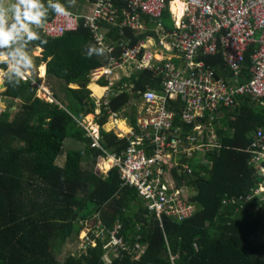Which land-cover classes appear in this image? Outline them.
Returning a JSON list of instances; mask_svg holds the SVG:
<instances>
[{
  "label": "trees",
  "instance_id": "obj_1",
  "mask_svg": "<svg viewBox=\"0 0 264 264\" xmlns=\"http://www.w3.org/2000/svg\"><path fill=\"white\" fill-rule=\"evenodd\" d=\"M42 2L47 9L45 25L57 13L48 8L49 0ZM59 3L74 9L70 0ZM77 8L81 13V7ZM171 17L167 9L162 23L169 31L175 28ZM148 24L151 30L141 35L109 27L106 42L135 46L156 34V24L151 20ZM16 25L20 39L10 41L6 49L0 47V56L9 54L10 59L24 61L34 44L43 49L36 58V66L46 64L40 67L41 77L47 73L60 85L59 92L53 93L55 101L50 102L38 94L35 75L23 80L9 70L8 61H0V69L6 71V90L1 95L21 103L16 113L0 111V264H264V194L249 201L240 199L264 186V172L252 162L250 152L254 135L264 128V108L258 102L235 93L234 108L223 106L222 115L212 123L221 147L212 148L204 158L191 159L194 173L190 176L174 172L178 182L187 181L192 189L185 202L198 206L195 215L186 220L173 214L160 219L137 189L123 184L119 168L105 173L99 165L108 154L122 156L129 146L128 139L105 130L110 108L126 107L140 98L139 91L162 90L164 77L150 70L135 73L131 81L134 94L112 99L109 110L103 108L98 115L92 88L96 94L102 89L90 87L91 73L106 63L107 54L85 20L78 31L58 38L43 35L42 28L33 25L40 36L34 41ZM93 48L103 52L89 55ZM256 49L251 46L246 53L245 76L240 75L238 82L222 52L202 60L215 70L216 77L227 84L233 82L234 88L251 79V56ZM91 114L101 127V146L95 145L85 123ZM127 115H132L131 125L136 126L137 108L132 107ZM68 138L74 141V149L62 168L59 159ZM93 220L98 224L85 230L84 223ZM84 232L91 234L96 246L89 244L76 253L68 250L61 259L58 245ZM139 244L145 247L140 256L136 252Z\"/></svg>",
  "mask_w": 264,
  "mask_h": 264
},
{
  "label": "built area",
  "instance_id": "obj_2",
  "mask_svg": "<svg viewBox=\"0 0 264 264\" xmlns=\"http://www.w3.org/2000/svg\"><path fill=\"white\" fill-rule=\"evenodd\" d=\"M86 1L91 3L93 11L96 9L95 13L85 15L66 11L65 14H55L43 25V35L58 38L76 32L85 20L86 27L95 34L98 44L105 48L106 63L91 73L90 87L102 89L101 94H96L92 88L98 115L102 114L103 108L109 110L112 99L124 93L134 94L131 81L135 73L150 70L155 76L164 77L162 90L149 88L139 91L140 98H134L126 107L117 111L110 108L105 130L114 132L121 139H128L129 146L122 156L108 154L105 159L111 161L113 168H119L125 186H135L146 192L149 197H146L147 206L151 211H156L160 216L162 206L166 204L170 205V209L178 206L180 215L186 216L189 213L186 207L180 203L177 206L172 204L171 193L180 192L174 187L171 178L175 171L189 169L187 162L193 152L221 147L218 140H214V117L207 120L204 107L210 108V105L219 103L234 108L228 106L232 101L224 99L223 91L214 86L210 79L211 70L214 69L207 66L202 56L222 52L226 62L235 70L238 82L241 75L238 64L244 58L247 47L256 40L259 46L251 66L254 78L251 83H237L233 91L250 95L264 108V0H181V12L173 11L172 3L175 0ZM167 6L175 16L176 24V28L170 32H166L162 23ZM146 19L157 24L156 34L132 47L125 41L107 44L103 24L121 30L131 29L141 35L149 31ZM162 45L166 46L165 52L170 55H161L155 49ZM11 60V70L14 71L15 66H18L20 74L33 79L32 71L29 73L26 67V60L24 63L13 58ZM175 60L182 62L183 66H178ZM204 93L208 96L207 106L201 100ZM42 94L41 98L47 99L48 96V101L53 102L50 100L51 93L46 89H42ZM172 101L180 103L171 104ZM134 106L138 110V122L136 126H131V116L127 113ZM177 116L181 127H177ZM198 119H201L203 126L196 124ZM121 122L125 123L126 130L120 127ZM98 128L96 136L100 138L101 127L98 125ZM89 131L94 136L90 128ZM95 139V145L101 146L99 139ZM250 152L253 153L252 162L261 166L264 172V128L254 135ZM263 194L264 186L261 185L240 199L249 201ZM84 233L86 235L81 249L86 250L89 244L96 246L91 234ZM100 234L101 231L97 238ZM138 249H141L140 253L145 251L139 245Z\"/></svg>",
  "mask_w": 264,
  "mask_h": 264
},
{
  "label": "rangeland",
  "instance_id": "obj_3",
  "mask_svg": "<svg viewBox=\"0 0 264 264\" xmlns=\"http://www.w3.org/2000/svg\"><path fill=\"white\" fill-rule=\"evenodd\" d=\"M13 1L14 0H6V2H5V9H6L7 13H9L10 11H12L11 6L13 4ZM0 4H1V2H0ZM84 9L86 11L87 8L84 7ZM88 9H90L89 5H88ZM79 11H80V9L75 6L74 7V12H79ZM95 11H96V9H94L93 13H95ZM4 20H6L7 23H9V20H11V19H10V17L9 18L8 17H5ZM128 28H132V27H129L128 26ZM13 36H15V33L14 32H13ZM15 41L16 42L18 41V37H17V39H15ZM0 47H3V46H0ZM157 47L155 49L159 50V53L161 55H163V54L170 55V53H166L165 52L166 46H163V45L162 46H159L158 47L159 49ZM40 53L41 52L39 50H35L33 52V54H35V55L36 54H40ZM216 54H219V53H216ZM216 54H214V55H216ZM4 55H6L8 58L6 56H4ZM4 55L3 56H0V61H8V67H9V70H11V68H13V65H12L13 62L10 59L9 54H4ZM214 55H204V56H214ZM204 56H202V57H204ZM2 59H4V60H2ZM42 64L40 66L35 67V69L40 70L39 67H41ZM45 67H46V65H45ZM0 71L2 72L0 74V111H3L5 109H11V111L13 113H16L20 109L21 103H20V101H11L10 99H6V98H4V96L1 95L2 92L5 91V90H2L1 89V85H2V83L4 81V74H6V71L3 70V69H0ZM15 71L21 77V74H20L21 72H19L20 70H19V67L18 66H15ZM31 75H32V78H33V75L36 76V78L34 79V81H38V80L41 81V82L38 81L37 83L34 82V85L38 86V94L41 95V96H43L42 89H46L47 92L51 93V95H52V96H50V100H52L54 102L55 99L53 98V93L54 92L55 93L59 92V88H57L60 85L59 82L56 81V79H52V78L50 79L49 76L47 75V73L45 74V76H42V77H41V74H39V72H38V74L31 73ZM23 80H29V79L26 78V79H23ZM47 100H49L48 96H47ZM178 103H180V102H178V101H172L171 102V104H178ZM96 120H97V117L95 116V114H91V115H89L85 119V121H86L85 123L87 124V127H89L94 132V138L100 139L101 137L98 138L96 136L97 132H99L98 131L99 128H98V124L96 123ZM181 126L182 125L180 123H177V127H181ZM94 130H96V131H94ZM73 142L74 141L71 138H68L67 141L65 142V148H64L63 154H62L63 156L60 157V159H59V163H60V166L62 168H65L66 167V163H67L66 157H67L68 152L74 149V146L71 145ZM76 143H77V145H80L81 144L79 142H76ZM98 143L100 144L99 140H98ZM78 148H80V147H77L75 149H78ZM99 167L101 169V172L102 171L108 172L111 168H113L112 167V164H111V161L108 160V159L101 160ZM167 174H169V172H167ZM165 176L163 177V180H165ZM131 187L137 189V191L139 192V195H140L141 199L146 203V206H147V201L148 200L146 199V197H148V196H146V192H144V191L141 190L142 193H143V195H142V193H141V191H140V189L138 187H135V186H131ZM148 209L150 210L149 207H148ZM84 224H85V227H86L85 230H92V228L94 226H96L98 224V222L96 220H93V221L85 222ZM85 235H86V233H83L80 236L79 235H76L77 237H74V238L69 239L68 242H67V244H65L64 246H63V243H60L58 245V249H57L58 250L57 252H58L60 258L61 259H64L66 257V254H67L68 250L69 251H72L74 253H76L77 251L82 250L81 249V244L83 243V239L85 238ZM261 239L264 240V237H261ZM139 246H141V248L145 249V247L142 246L141 244H139ZM136 252L138 253L139 256L140 255H143L145 253V251L143 253H140L141 252V249L136 250Z\"/></svg>",
  "mask_w": 264,
  "mask_h": 264
},
{
  "label": "bare ground",
  "instance_id": "obj_4",
  "mask_svg": "<svg viewBox=\"0 0 264 264\" xmlns=\"http://www.w3.org/2000/svg\"><path fill=\"white\" fill-rule=\"evenodd\" d=\"M182 6H183V3L181 0H175L172 3V9L175 12H177V11L181 12ZM255 45L257 46V49H258L259 45H258L256 40L252 41L250 43V45L247 47V51L245 52V55H246V53H248L249 48L251 46H255ZM257 49L251 56L252 64H253V59L256 55ZM245 55H244V58L238 64V71L243 76H245L244 75ZM225 58H226V56H225ZM211 71H212V74L210 75V79H211V81L214 82V84H215L214 86L218 87L219 91H223V93L225 94L224 99L229 98L232 101V104L231 105L228 104V106L234 107L236 105L235 101L237 100V98H236V95L233 91V84H231V85L227 84L224 80L216 78L215 70H211ZM250 71H251V68H250ZM1 73L2 72H0V74ZM250 78L251 79L248 80L249 83H251L253 78H254L253 73H252V76ZM201 100H202V104H204L205 106L208 105L207 93H204L201 95ZM223 106L227 107L225 104H219V103L215 104V105H210V108L204 107L205 108V117L209 118V117H216V116L222 115L221 111L223 110ZM196 124L203 126V124L201 123V119L196 120ZM120 127L122 129L126 130V126L124 123L120 124ZM214 137H215L214 140H219L218 134H216ZM208 151L209 150L203 149V151H200V152H197V151L193 152L192 157L189 158L188 162H187V166L189 169L181 171L179 173L181 175H187V176H190L192 173H194V169L190 165L191 159H194L195 157L204 158L205 154L208 153ZM171 181L174 182V187L177 189L178 192H180V194H176L174 192L171 193V199L173 202L172 204H174L176 206H177V204L179 205V203L182 204L183 207H186L189 210V213L186 216H181L178 206L176 209H170V205L165 204L162 206V212L160 213V219H162L165 215L168 216V215H172V214L175 215L179 220H186V219L193 217L195 215V213L198 211V206L189 205L185 202V199H187V197H189L192 194V189L188 186V182L187 181L178 182L174 178V176H172ZM225 203H227V202H225ZM180 208H181V206H180ZM173 260H174V257H173Z\"/></svg>",
  "mask_w": 264,
  "mask_h": 264
},
{
  "label": "clouds",
  "instance_id": "obj_5",
  "mask_svg": "<svg viewBox=\"0 0 264 264\" xmlns=\"http://www.w3.org/2000/svg\"><path fill=\"white\" fill-rule=\"evenodd\" d=\"M74 3L75 0H70L71 5H74ZM48 8L54 10L57 14L66 13L65 7L59 3V0H55V2H53V0H49ZM12 9H13V19L16 21V24H19V29L27 34L28 39L31 41L40 39L39 33L37 31H34L32 26L35 25L37 29L43 27V18L45 17L47 9L45 8L42 0H16V3L12 5ZM6 23L7 21L3 19V13L0 12V46L8 45L10 41L14 39L13 32L17 31L16 24H13L12 29H6L5 27ZM174 25L176 28L175 19H174ZM42 43L46 44L47 41L44 40L42 41ZM92 52L102 53L103 49L98 50L93 48L90 50L89 55H91ZM27 55L29 57L25 58L26 67L28 68L30 73V71H32V69L34 68V64L31 55L29 54ZM21 62L24 63L25 61H21ZM32 73L34 72L32 71ZM21 78L25 79L26 77L23 76V74H21Z\"/></svg>",
  "mask_w": 264,
  "mask_h": 264
},
{
  "label": "crops",
  "instance_id": "obj_6",
  "mask_svg": "<svg viewBox=\"0 0 264 264\" xmlns=\"http://www.w3.org/2000/svg\"><path fill=\"white\" fill-rule=\"evenodd\" d=\"M76 1V0H75ZM0 2H1V4H0V12H2L3 13V19H5V17H10V19L11 20H9V23H6L5 24V26H6V29H12V26H13V24H15V20L13 19V9H12V6H11V9H12V11H10L9 13H7V11H6V9H5V2H6V0H0ZM16 3V0H14L13 1V4L12 5H14ZM88 5H89V7H90V9H88ZM77 7V6H80L81 7V13L82 14H85V15H91L92 13H93V7H92V5H91V3H89V2H87L86 0H80V1H76L75 3H74V6L73 7ZM84 7L85 8H87L86 9V11H85V9H84ZM167 9H169V11H170V13L172 14V12H171V9H170V7L169 6H167V8L165 9V13H166V11H167ZM66 11H69V12H74V9H73V11H70V9H66ZM174 19H175V16H173V14H172V17H171V21H173V23H174ZM148 20H150V19H146V23H147V25H148V27H149V30H151V28H150V24H148ZM6 21V20H5ZM153 22V21H152ZM154 23V22H153ZM154 24H156V23H154ZM18 26L16 25V28H17ZM103 27H104V30H106L105 31V34H106V38H107V36H108V32H109V27H115V26H111V25H109V26H107V25H105V24H103ZM153 27H154V29L153 30H155L156 31V29H157V24H156V26L155 25H153ZM42 29H43V27H42ZM175 28H173V30H174ZM17 30H18V28H17ZM22 32H24V31H22ZM166 32H170L169 30H166ZM15 33V36H14V39H17V37H18V40L20 39V36H17V31H15L14 32ZM43 33V32H42ZM24 34H26L25 32H24ZM35 50H39L41 53L40 54H33V52L35 51ZM29 55H31V58H32V61H33V64H34V68L32 69V71L35 73V74H38V72H39V74H40V70H37V69H35V67H37L36 65H38L37 64V60H36V58L37 57H39V56H41L42 55V49L41 48H39V47H35L34 49H33V51L31 52V54H29ZM4 56H6V55H4ZM7 57V56H6ZM8 58V57H7ZM176 61V64L178 65V66H183V63L182 62H180L179 60H175ZM40 68V67H39ZM2 71V70H1ZM216 76V75H215ZM216 78H218V77H216ZM219 79V78H218ZM222 80H224L225 81V79H222ZM226 82V81H225ZM232 84H233V82H232ZM231 85V84H230ZM93 87V86H92ZM134 107H136V106H134ZM129 111H131V110H129ZM179 112H180V109H179ZM129 116H131L132 117V115H129ZM122 123H124V122H121L120 124H122ZM125 124V123H124ZM129 125H131V123H129ZM132 126V125H131ZM195 158H199V157H195ZM194 158V159H195ZM194 159H193V161H194ZM175 178V177H174ZM176 179V178H175Z\"/></svg>",
  "mask_w": 264,
  "mask_h": 264
},
{
  "label": "water",
  "instance_id": "obj_7",
  "mask_svg": "<svg viewBox=\"0 0 264 264\" xmlns=\"http://www.w3.org/2000/svg\"><path fill=\"white\" fill-rule=\"evenodd\" d=\"M33 48H35L34 44H32L31 47L29 48V52H31ZM5 78H6V76H4V81H3L2 85H1V89L2 90H6Z\"/></svg>",
  "mask_w": 264,
  "mask_h": 264
}]
</instances>
